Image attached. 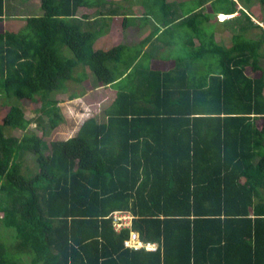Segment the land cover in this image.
<instances>
[{
	"label": "trees",
	"instance_id": "obj_1",
	"mask_svg": "<svg viewBox=\"0 0 264 264\" xmlns=\"http://www.w3.org/2000/svg\"><path fill=\"white\" fill-rule=\"evenodd\" d=\"M28 1L0 0V24ZM123 1L41 0V15L0 32V264H264V28L252 13L264 0ZM116 16L150 33L96 49ZM166 35L189 61H138L147 43L168 52ZM88 80L116 91L111 104L47 140L66 121L57 96ZM115 213L130 225L118 231ZM131 232L157 249L126 247Z\"/></svg>",
	"mask_w": 264,
	"mask_h": 264
},
{
	"label": "rangeland",
	"instance_id": "obj_2",
	"mask_svg": "<svg viewBox=\"0 0 264 264\" xmlns=\"http://www.w3.org/2000/svg\"><path fill=\"white\" fill-rule=\"evenodd\" d=\"M171 4H173L174 6H178L180 5V3L182 2H189L190 0H168ZM136 0H133L132 2H130L131 4L135 3ZM128 3V2H127ZM127 3H125L123 0H114L113 1V5H123L126 6L128 5ZM137 3V2H136ZM32 4V3H31ZM30 5H28L23 11L20 10L19 12L21 14H31L34 12H37V14H40L41 11H38L39 9V4L38 2H35V4H32L31 7H29ZM136 11L138 14L141 13V9L139 7H136ZM206 11L208 13H211V9L209 7V5L206 7ZM35 16H39L34 14ZM223 18V17H222ZM255 19L258 20V18L255 16ZM217 20L220 21L219 16H217ZM118 22V24L122 23L123 21V16L122 18H119L116 20ZM25 24H23L22 20H17V19H11V18H7V20H5V22L0 24V32H4L5 30H10V31H19L20 29H22V27H24ZM115 26H117V24H115ZM120 29V25L118 26ZM148 28H146L144 30V32L140 33L141 36H145L146 32H149L150 30H148ZM212 30L217 31L219 30L218 28H216V25L214 24L212 26ZM225 34V33H224ZM222 34L221 35V39L222 40H230V35L226 36ZM177 35V33H176ZM172 35H166V40H167V49L168 52L165 53L164 52V48L163 47L161 49L163 55H170L173 56L174 53L177 55H183L186 56V61H189V59H187L188 56V51L187 50V46L184 45L183 43H181L180 41H178L177 39V43H169L171 41H173V38H171ZM106 36H101L98 40L97 43H105V41L107 39H105ZM119 40H122V37L120 35ZM111 42V41H110ZM98 47V46H96ZM174 51V53H173ZM66 53L68 56L73 57L72 53L66 49ZM263 65H264V59L262 61ZM71 89L69 90L68 93H64V94H59L57 96V99L60 100V107L62 109V112L66 118L65 123L61 124L55 131L54 133L47 137L46 139L51 141V140H66L70 137H73L74 135H76L78 129L80 128V126L82 125V123L89 117H92L94 115H100L103 111V109L105 107H107L109 104H111L113 98H114V94L113 92L106 90L105 87L103 88V86L99 87V88H94L92 85V81H85L81 86H77L74 84H70ZM71 94H76L77 96H80L74 100H70L69 99V95ZM24 105V106H23ZM22 106L25 109L26 112V116L29 119H34V117L37 116V113L35 112V108L39 105H33L31 102L29 101H24ZM9 108L6 106H1L0 107V123L3 121L4 116L6 115V113L8 112ZM30 129H32L33 131L41 134V131L37 128L36 124H32L30 126ZM5 132L8 133V135L11 136H15V137H19L22 135V132L18 131V130H11L10 128H6ZM25 164L27 166H29L30 170H33L36 168V164H35V160L33 158L32 155H29L26 157L25 159ZM264 192V191H263ZM0 216L1 213H0ZM124 224H128V221H126ZM130 225V223H129ZM2 233L6 232V229L3 227L1 229ZM152 246H156V244L150 243Z\"/></svg>",
	"mask_w": 264,
	"mask_h": 264
},
{
	"label": "crops",
	"instance_id": "obj_3",
	"mask_svg": "<svg viewBox=\"0 0 264 264\" xmlns=\"http://www.w3.org/2000/svg\"><path fill=\"white\" fill-rule=\"evenodd\" d=\"M111 1H114V0H111ZM35 2H38L39 9H40L41 0H30V1H28L27 4L32 5V4H35ZM30 3H32V4H30ZM13 5L16 7L15 11H17L18 16L16 15L17 17H14L12 19L22 20L23 24H25L26 23L25 17H27V14L26 13L21 14L19 11L20 10L23 11L24 9H27L25 7L27 5L23 6L22 4H19V3L13 4ZM39 9H38V11H40ZM94 12H95V9L81 8L79 13L92 15V14H94ZM252 13L255 14V16L258 18V20H257V19H255V17H253V20L255 21V23L259 24L260 26H262L264 28V23H262V20L264 19V13H263V10L261 9L260 5H256L252 9ZM41 14H42V12H41ZM238 15H239V13H236V14L231 15L230 17L232 18V17L238 16ZM230 17H228V18H230ZM119 18H122V16H116V17L112 18V20L109 21L110 26L108 28H106L105 34L103 35V36H106L105 39H107V40L105 41V43H97L96 42L95 43L96 49L108 50V49L113 48L114 46H118V45H122V44L128 45L130 47H136V45H138L142 41V39H144V37L150 33V31H149V32H146L145 36L140 35V33L144 32V30L146 28H148V30H151V28L149 26H145L142 28H138L136 26H130L129 28H124L123 27V21L120 24H118V22L116 21ZM123 20H124V17H123ZM3 22H5V20H3ZM115 24H117V26H115ZM119 25H120V29L118 27ZM8 31H10V30H8ZM214 33L216 36V40L220 41V42L222 41V39H221L222 34L225 33L224 34L225 37L230 35L229 42L227 39L224 40V42H226L225 44L227 46L231 45V38H232L231 32L226 31V30H222L220 28L219 30L214 31ZM120 35L122 37V40H119ZM252 37L254 39H259L258 33H253ZM163 45H164L163 43H160L156 46H153V43H147L146 46L143 48L142 55L139 57L138 61L146 59V58H144V53L149 54L151 52L152 58L148 62H146V64H148L150 66V68L156 69V70H162V71L171 70L172 67L174 66L173 61H175L176 56L175 55H173V56L163 55V53L161 51V49L163 48ZM96 46H98V47H96ZM164 52L167 53L165 50H164ZM105 89L111 90L110 88H105ZM112 92H116V91L112 90ZM127 221H128V226H129L130 220H127Z\"/></svg>",
	"mask_w": 264,
	"mask_h": 264
},
{
	"label": "built area",
	"instance_id": "obj_4",
	"mask_svg": "<svg viewBox=\"0 0 264 264\" xmlns=\"http://www.w3.org/2000/svg\"><path fill=\"white\" fill-rule=\"evenodd\" d=\"M222 20H223L222 16H220V21ZM114 216L116 218V225L118 231L128 226V224L126 225L124 223L130 219L129 214L115 213ZM125 245L126 247H130L136 250L145 248L154 251L157 249L156 246H152L150 243H144L143 241H141L139 234L137 232H131L130 238L125 241Z\"/></svg>",
	"mask_w": 264,
	"mask_h": 264
},
{
	"label": "clouds",
	"instance_id": "obj_5",
	"mask_svg": "<svg viewBox=\"0 0 264 264\" xmlns=\"http://www.w3.org/2000/svg\"><path fill=\"white\" fill-rule=\"evenodd\" d=\"M220 16L223 17V14H220V15H219V18H220ZM227 16L230 17L231 15H225V17H227ZM228 17H227V19H228ZM222 21H224V20H222Z\"/></svg>",
	"mask_w": 264,
	"mask_h": 264
},
{
	"label": "bare ground",
	"instance_id": "obj_6",
	"mask_svg": "<svg viewBox=\"0 0 264 264\" xmlns=\"http://www.w3.org/2000/svg\"><path fill=\"white\" fill-rule=\"evenodd\" d=\"M231 18V17H230ZM223 20H226L227 19V17H225V15H223V18H222Z\"/></svg>",
	"mask_w": 264,
	"mask_h": 264
}]
</instances>
